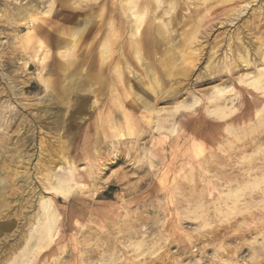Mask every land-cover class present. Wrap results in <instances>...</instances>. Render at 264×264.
<instances>
[{"label": "rangeland", "instance_id": "obj_1", "mask_svg": "<svg viewBox=\"0 0 264 264\" xmlns=\"http://www.w3.org/2000/svg\"><path fill=\"white\" fill-rule=\"evenodd\" d=\"M225 1L134 0L138 50L131 0H0V264H264V0Z\"/></svg>", "mask_w": 264, "mask_h": 264}, {"label": "bare ground", "instance_id": "obj_2", "mask_svg": "<svg viewBox=\"0 0 264 264\" xmlns=\"http://www.w3.org/2000/svg\"><path fill=\"white\" fill-rule=\"evenodd\" d=\"M187 1V0H186ZM204 1V0H203ZM206 2H209V1H213V0H205ZM214 1H216V2H221V0H214ZM234 0H226L225 2H230V4H231V2H233ZM247 1V0H246ZM246 1H244V2H246ZM255 1H257V0H255ZM131 2H133L132 3V7L130 8L131 10H132V15H131V17H133L134 19H135V21L132 23V22H130L128 25V28H129V31L131 32V34H132V36H134V37H137V42H135V44L133 45L136 49H141V44H140V41L142 40V38H145L146 39V41H147V49L148 50H150L151 49V47L153 48V46H155V41H154V39L152 38V31H151V29L149 28V29H147V30H145V32L144 33H142L141 32V27H142V24H143V22L145 21V19H144V17H143V15H141V11H142V13H143V11L145 12L146 10H147V7H145L144 9H142L141 7H138L137 8V4L136 3H134V0H131ZM201 1H199V3H200ZM224 2V3H225ZM242 2V1H241ZM244 2H242V3H244ZM261 3H262V1H260ZM235 3V2H234ZM238 3V2H237ZM247 3V2H246ZM117 4V3H116ZM171 4V3H170ZM180 4V3H179ZM182 4V3H181ZM204 4V3H203ZM209 4V3H208ZM214 4V3H213ZM227 4V6H228V3H226ZM248 4V3H247ZM183 5V4H182ZM222 5H225V4H222ZM234 5H236V4H234ZM240 5V4H239ZM80 6V5H79ZM176 6V5H175ZM181 6V5H180ZM183 6H185V4L183 5ZM187 6V5H186ZM227 6H226V8H227ZM238 6V5H237ZM117 7H118V5H117ZM149 7V6H148ZM170 7V6H169ZM201 7V6H200ZM203 7V6H202ZM234 7V6H233ZM182 8V7H181ZM224 8V7H223ZM229 8H232V7H229ZM238 8V7H237ZM240 8V7H239ZM242 8V7H241ZM248 8H249V5H248ZM129 9V10H130ZM183 9H184V7H183ZM210 9V8H209ZM225 9V8H224ZM233 9V8H232ZM232 9H230L231 10V13H232ZM236 9V8H235ZM199 10V9H198ZM206 10V9H205ZM241 10V9H240ZM174 11V10H173ZM176 11V10H175ZM211 11V10H210ZM225 11V10H224ZM228 11H229V9H228ZM239 11V10H238ZM200 12V11H199ZM206 12V11H205ZM89 13V12H88ZM178 13V12H177ZM180 13V12H179ZM184 13V12H183ZM233 13H234V11H233ZM76 14V13H75ZM87 14V13H86ZM90 14V13H89ZM221 14V13H220ZM223 14H224V12H223ZM223 14H222V16H223ZM227 15H228V13H227ZM233 15V14H232ZM172 16V15H171ZM224 16H226V13H225V15ZM237 16V13H236V15H235V18H237L236 17ZM228 17V16H227ZM232 17V16H231ZM230 17V18H231ZM132 18V19H133ZM155 18V17H154ZM199 18H201L200 16H199ZM215 18V17H214ZM210 19V18H209ZM225 19H227V18H225ZM224 19V20H225ZM229 19V18H228ZM191 20H193V19H191ZM199 20V19H198ZM236 20V19H235ZM229 21V20H228ZM231 21V20H230ZM180 22V21H179ZM159 23V22H158ZM199 23V22H198ZM207 24L209 23L210 24V22H206ZM232 23V22H231ZM248 23V22H247ZM190 24V23H189ZM159 25V24H158ZM163 25V24H162ZM175 25H176V23H175ZM195 26V25H194ZM210 26V25H209ZM164 27V26H163ZM83 28V27H82ZM156 28V27H155ZM176 27H174V29H175ZM207 28V27H206ZM166 29V28H165ZM191 29V28H190ZM205 29V28H204ZM206 30V29H205ZM210 30H211V28H210ZM143 31V30H142ZM199 31V30H198ZM209 31V30H208ZM83 32V31H82ZM201 32V31H200ZM78 33V32H77ZM203 33V32H202ZM242 33V32H241ZM139 36V37H138ZM179 36V35H178ZM196 37H197V33H196V35H195ZM261 36V35H260ZM263 36V35H262ZM160 37H162V36H160ZM188 37V36H187ZM193 37V36H192ZM205 37V36H204ZM176 38V37H175ZM182 38V37H181ZM233 38V37H232ZM241 38V37H240ZM78 39V38H77ZM140 39V40H139ZM172 39V38H171ZM183 39V38H182ZM261 39V38H260ZM63 40V39H62ZM198 40V39H197ZM230 40V39H229ZM262 40V39H261ZM63 41H65V40H63ZM181 41V40H180ZM188 41H190L191 42V40H189L188 39ZM254 41V40H253ZM263 41V40H262ZM190 42H189V44H190ZM201 42V41H200ZM199 42V43H200ZM238 42V41H237ZM242 42V41H241ZM245 42V41H244ZM259 42V41H258ZM64 43V42H63ZM254 43H256V42H254ZM236 44V43H235ZM242 44H243V42H242ZM246 44V43H245ZM248 44V43H247ZM260 44V43H259ZM258 44V45H259ZM121 45V44H120ZM120 45H119V47H120ZM185 45H187V44H185ZM191 45V44H190ZM244 45V44H243ZM249 45H250V43H249ZM251 45H252V43H251ZM192 46V45H191ZM232 46V45H231ZM244 46H246V45H244ZM253 46V45H252ZM185 48V47H184ZM198 49H199V46L197 47ZM247 48V47H246ZM245 48V49H246ZM255 48H257V47H255ZM264 48V47H263ZM193 49V48H192ZM234 49V48H233ZM237 49V48H236ZM248 49V48H247ZM250 49H251V47H250ZM249 49V50H250ZM62 50V49H61ZM235 50V49H234ZM239 50V49H238ZM241 50V49H240ZM64 51V50H63ZM109 51H110V49L107 47V49H106V53L108 52L109 53ZM175 51V50H174ZM191 51V50H190ZM194 51V50H193ZM246 51V50H245ZM244 51V52H245ZM248 51V50H247ZM246 51V52H247ZM257 51V50H256ZM189 51H187L186 53H188ZM229 52V51H228ZM242 52V51H241ZM250 52V51H249ZM264 52V51H263ZM190 53V52H189ZM242 54H243V52H242ZM249 54V53H248ZM176 55V54H175ZM188 55V54H187ZM239 55V54H238ZM246 55V57L248 58V55H247V53L245 54ZM255 56H256V54H255ZM91 57V56H90ZM184 57H185V52H184ZM190 57V56H189ZM240 57H241V55H240ZM252 57V56H251ZM251 57H250V59H251ZM254 57V56H253ZM38 58V57H37ZM191 59H192V57H191ZM262 60H263V55H262V58H261ZM42 60V59H41ZM188 60H189V58H188ZM187 60V61H188ZM234 60V59H233ZM249 60V59H248ZM248 60L246 61V62H248ZM252 60H254L253 58H252ZM255 60H256V58H255ZM85 61H86V59H85ZM121 61V60H120ZM119 60H118V62H120ZM257 61H259V59L257 60ZM177 62V61H176ZM190 62V61H189ZM241 62V61H240ZM255 62V61H254ZM260 62V61H259ZM117 63V62H116ZM173 63V62H172ZM178 63V62H177ZM251 63V62H250ZM261 63H262V61H261ZM260 63V64H261ZM114 64V63H113ZM210 64V63H209ZM255 64V63H254ZM259 64V65H260ZM178 65V64H177ZM240 65V64H239ZM172 66H175V65H172ZM251 66V65H250ZM126 67V66H125ZM176 67V66H175ZM174 67V68H175ZM179 67V66H178ZM185 66H183V68H184ZM213 67V66H212ZM260 68H261V66H259ZM263 67V66H262ZM71 68V67H70ZM127 68H128V66H127ZM170 68V67H169ZM186 68V67H185ZM164 70V69H163ZM171 70V69H170ZM229 70V69H228ZM252 70V69H251ZM71 71V70H70ZM168 71V70H167ZM185 71H187L186 69H183V73L185 72ZM73 72V71H72ZM170 72V71H169ZM232 72V71H231ZM187 73V72H186ZM234 74V73H233ZM236 74V73H235ZM234 74V75H235ZM251 74V73H250ZM262 74H264V73H262ZM103 75V74H102ZM184 75V74H183ZM170 77V76H169ZM263 77V76H262ZM173 78V77H172ZM254 78H255V76H254ZM253 78V79H254ZM224 79V78H223ZM258 79V78H257ZM157 80V79H156ZM172 82V81H171ZM173 82H175V81H173ZM213 82V81H212ZM215 82V81H214ZM259 82V81H258ZM261 82H262V80H261ZM177 83V82H176ZM253 83H255V82H253ZM263 83V82H262ZM179 84V83H178ZM247 84V83H246ZM130 85V84H129ZM110 86V85H109ZM156 86V85H155ZM245 87V86H244ZM161 88V87H160ZM184 88V87H183ZM257 88V87H256ZM66 89V88H65ZM243 89V88H242ZM264 89V88H263ZM117 90V89H116ZM66 91V90H65ZM113 92V91H112ZM120 92V91H119ZM155 92V91H154ZM170 92V91H169ZM178 92V91H177ZM115 93V92H114ZM168 93V92H167ZM173 94V93H172ZM171 94V95H172ZM154 96V95H153ZM111 97V96H110ZM159 97V96H158ZM221 98V97H220ZM154 99V98H153ZM173 100V99H172ZM111 101V100H110ZM195 101V100H194ZM159 102V101H158ZM155 103V102H154ZM170 103V102H169ZM108 104V103H107ZM113 104V103H112ZM123 104V103H122ZM156 104V103H155ZM161 104V103H160ZM146 105V104H145ZM195 105V104H194ZM246 105V104H245ZM192 106V105H191ZM109 107V106H108ZM114 107V106H113ZM168 107V106H167ZM107 108V107H106ZM157 108V107H156ZM226 108V107H225ZM125 109H126V107H125ZM145 109V108H144ZM149 109V108H148ZM147 109V110H148ZM189 109H190V107H189ZM217 109V108H216ZM141 111V110H140ZM160 111V109H158V112ZM179 111V110H178ZM174 112V111H173ZM175 113V112H174ZM239 113V112H238ZM143 114V113H142ZM153 114H154V112H153ZM237 114V113H236ZM143 117V116H142ZM147 117V116H146ZM99 120H100V118H98ZM108 119V118H107ZM149 119V118H148ZM235 120V119H234ZM71 121V120H70ZM114 121V120H113ZM147 122V121H146ZM148 122H150V121H148ZM154 122V121H153ZM221 122V121H220ZM133 123V122H132ZM138 123V122H137ZM227 123V122H226ZM225 123V124H226ZM235 123V122H234ZM221 126H222V124H220ZM233 125V124H232ZM134 126V125H133ZM150 126V125H149ZM176 126V125H175ZM229 126V125H228ZM239 126V125H238ZM99 127L101 128V126L99 125ZM156 127V126H155ZM154 127V128H155ZM173 127V126H172ZM223 127V126H222ZM221 127V128H222ZM230 127H231V123H230ZM219 128V127H218ZM232 128V127H231ZM233 128H234V126H233ZM97 129V128H96ZM180 129V128H179ZM109 130V129H108ZM173 130V129H172ZM132 131V130H131ZM162 131V130H161ZM135 132V131H134ZM160 132V131H159ZM158 132V133H159ZM165 132V131H164ZM170 132V131H169ZM222 132V131H221ZM102 133V132H101ZM136 133V132H135ZM172 133V132H171ZM169 134V133H168ZM131 134H129V136H130ZM175 135H176V132H175ZM132 136V135H131ZM170 136H172V135H170ZM123 137V136H122ZM165 137V136H164ZM120 139V138H119ZM164 142V141H163ZM190 142V141H189ZM96 145V144H95ZM148 151H149V149H148ZM85 155V154H84ZM230 155V154H229ZM237 155V154H236ZM150 159V158H149ZM154 160V159H153ZM156 160V159H155ZM174 160V159H173ZM147 162H148V160H147ZM149 162H152V160H149ZM204 162V161H203ZM74 163H76V162H74ZM149 164V163H148ZM151 165V164H150ZM154 165V164H153ZM199 165V164H198ZM205 165V164H204ZM76 166H77V164H76ZM201 166V165H200ZM204 167V166H203ZM89 168V167H88ZM205 169H206V167H204ZM203 168V169H204ZM70 169V168H69ZM77 169V168H76ZM169 169H170V167H169ZM202 169V170H203ZM255 169V168H254ZM253 169V170H254ZM89 170H90V168H89ZM263 170V169H262ZM149 171H150V169H149ZM171 171V170H170ZM91 172V171H90ZM180 172V171H179ZM70 173V172H69ZM92 173V172H91ZM162 173V172H161ZM191 173V172H190ZM83 174H84V172H83ZM217 174V173H216ZM92 175V174H91ZM258 176V175H257ZM187 178V177H186ZM195 180V179H194ZM60 181V180H59ZM66 181V180H65ZM158 181V180H157ZM238 181H240V180H238ZM242 181V180H241ZM66 183H70L69 181H67ZM87 183V182H86ZM243 183V182H242ZM72 184V183H71ZM70 184V185H71ZM84 184V183H83ZM75 185V184H74ZM77 185V184H76ZM75 185V186H76ZM195 186V185H194ZM211 186V185H210ZM80 187V186H79ZM76 188V187H75ZM74 188V189H75ZM78 189V188H77ZM55 191H56V193H58V194H60V195H66L67 194V192H69V188H64V187H60V188H58V189H54ZM70 194V193H69ZM238 194V193H237ZM56 195V194H55ZM62 197V196H61ZM51 200V199H50ZM47 201V200H46ZM218 201V200H217ZM171 202V201H170ZM236 202H237V200H236ZM44 203V202H43ZM45 207V206H44ZM231 211V210H230ZM43 212H44V214L45 215H49V212H48V210H45V208H44V210H43ZM44 216V215H43ZM141 218H143V217H141ZM145 218V217H144ZM148 217L146 216V218H145V220H148L147 219ZM151 218V217H150ZM152 218H153V216H152ZM51 219V218H50ZM43 220H44V217H43ZM139 220V219H138ZM145 220H144V222H145ZM153 220V219H152ZM142 221V220H141ZM178 221V220H177ZM43 222V221H42ZM45 222V221H44ZM137 222V221H136ZM148 222H149V220H148ZM132 223V222H131ZM135 223V222H134ZM142 223V222H141ZM45 224V223H44ZM47 225L44 227V225H43V227H44V231H42L43 233V235L47 238V241H48V243L50 244L51 242H53L52 241V221H50V220H48V222L46 223ZM253 224V223H252ZM135 225V224H134ZM128 226V225H127ZM132 226V225H131ZM42 227V228H43ZM40 228L41 227H39V230H40ZM41 228V229H42ZM37 229V228H36ZM38 230V231H39ZM37 231V232H38ZM86 232V231H85ZM216 232V231H215ZM40 234V233H39ZM94 235H96V234H94ZM41 236V235H40ZM85 236V235H84ZM163 236V235H162ZM33 238V237H32ZM42 238V237H41ZM132 238H133V236H132ZM138 238V237H137ZM46 241V242H47ZM117 241V240H116ZM37 242V241H36ZM105 242V241H104ZM111 242V241H110ZM115 242V241H114ZM116 243V242H115ZM37 244V246L39 245L38 243H36ZM43 244V243H42ZM111 244V243H110ZM136 244H137V242H136ZM113 245H115L116 246V244H113ZM113 245H112V247H113ZM37 246H36V248H37ZM114 246V247H115ZM123 246V245H122ZM79 247V246H78ZM136 248V247H135ZM162 248V247H161ZM33 250V249H32ZM137 250H138V247H137ZM30 251V250H29ZM156 253H157V251H156ZM123 254V253H122ZM189 254V253H188ZM24 255V254H23ZM23 257V256H22ZM178 260V259H177ZM182 261V260H181ZM23 264H24V262H23ZM181 264V263H180Z\"/></svg>", "mask_w": 264, "mask_h": 264}]
</instances>
